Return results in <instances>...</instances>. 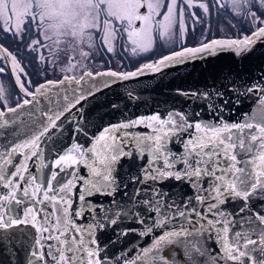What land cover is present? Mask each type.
I'll return each instance as SVG.
<instances>
[{
    "label": "snow or ice",
    "instance_id": "snow-or-ice-1",
    "mask_svg": "<svg viewBox=\"0 0 264 264\" xmlns=\"http://www.w3.org/2000/svg\"><path fill=\"white\" fill-rule=\"evenodd\" d=\"M194 6L210 12L207 3L194 0H0V31L18 48L42 65L55 69L63 60L62 72H81L33 88L17 54L0 45V74L10 68L23 94L9 106L0 82L5 253L17 257L19 247L23 264H264V72L252 82L236 77L239 84L178 89L186 102L165 112L99 125L85 119L82 102L118 80L159 73L217 50L241 56L264 43V0H214L218 14L223 9L238 18L227 17L235 38L205 36L198 47H181L130 72L87 70L95 54L115 53L118 44L140 56L174 43L177 30L183 44L185 12ZM192 18L199 21L194 12ZM98 77L115 79L90 83ZM252 95L256 109L240 111L241 97ZM29 105L23 120L21 110ZM68 123V142L49 146ZM124 220L142 227L114 229ZM21 225L34 229L24 233L27 241L14 231ZM110 230L115 238L104 239ZM129 233L147 242L112 251Z\"/></svg>",
    "mask_w": 264,
    "mask_h": 264
},
{
    "label": "water",
    "instance_id": "water-1",
    "mask_svg": "<svg viewBox=\"0 0 264 264\" xmlns=\"http://www.w3.org/2000/svg\"><path fill=\"white\" fill-rule=\"evenodd\" d=\"M201 55L203 58L189 60L182 65L165 68L159 73L148 72L133 79L118 80L110 87L96 92L94 97H89L88 101L82 102L84 104L86 121L95 125L101 123L107 124L109 122L115 123L122 117L126 119L128 115L137 117L140 115H150L156 111L165 112L173 107L180 108L182 103L186 101L183 96L177 94L178 89L184 92L193 90L203 91L205 86L212 84L219 86L221 83H227L232 80H235L239 84L241 81L236 80V77H241L243 80L252 82L261 72H264V43L258 42L250 52L242 54L241 56H237L234 51L230 50H217L215 55ZM8 72L10 73V68ZM225 77L228 80H225ZM114 79L111 77H98L96 81H90V83L95 84L98 81ZM63 87L75 88L77 86L75 84L70 86L65 84ZM84 87L87 88L88 86L85 85ZM55 91L57 89H53V92ZM59 91L62 98L65 93L63 89ZM129 93H132V97L129 96ZM256 99L255 95L249 98L242 96L240 111L251 113L256 109ZM113 103L118 105V109L111 107ZM31 110V105L22 109L21 111L25 115L21 118L28 120L26 114ZM72 113L77 118L80 116V113L76 112V109H73ZM68 115L70 118L72 117V114ZM71 128L72 124H65L64 129L68 131L62 130L56 133L59 139L50 141L49 146L55 145L59 147L60 144L68 142ZM91 130L95 131V128ZM140 131H146V129L141 128ZM53 132H55V129ZM45 155L48 157L46 163L50 162L51 157L47 152V148ZM141 227L137 223L124 220L122 223L114 226V229H140ZM14 231L17 236H22L25 241L28 240V237L24 235L25 232L34 233V229L30 225H21ZM102 235L104 239L115 238V231L110 230ZM146 242L147 238L142 239L135 233H129L127 236L121 237L115 245L110 247L112 251L119 252L121 249L130 250L134 245L142 247ZM16 251L18 256L13 257L5 253L3 246L0 245V264H23L24 251L19 247H17ZM177 264H179V261Z\"/></svg>",
    "mask_w": 264,
    "mask_h": 264
},
{
    "label": "rangeland",
    "instance_id": "rangeland-1",
    "mask_svg": "<svg viewBox=\"0 0 264 264\" xmlns=\"http://www.w3.org/2000/svg\"><path fill=\"white\" fill-rule=\"evenodd\" d=\"M194 2L207 3L209 5L210 12H209V14H205L201 8H200V11L197 9H188L185 12V24L187 27V35H186V38H185L183 44L201 41L202 37H205V36H203V33H206V37L212 36V34H210V31L214 26V23H213L214 20L217 23L215 25V27L220 26L222 28L219 21L221 20V22H223V29L224 30L226 29L224 32L225 34L231 36V35H233V32H235V33L237 32V29L235 30L228 23V20H227V17L231 16V13L230 12L226 13L225 10L220 9L219 14H218V10L216 8L212 7V5L214 4V0H194ZM185 8L187 9V7H185ZM191 12H194L196 14V16L199 17V21L193 20ZM231 18L233 21L238 20V18L235 16H231ZM204 24L208 25L206 27V30L204 28H202V26ZM193 25L195 27L194 29H192ZM238 27H240L241 29H244L245 31H247V29H248V25L245 24L243 21L238 22ZM236 35L234 37H236ZM0 37H1L0 43L2 45H4L5 47H7L13 53L17 54L18 59L22 63V66L24 67L25 71L28 73L29 79L34 78V77H37V78L38 77L39 78L51 77L52 73L54 74L58 71V67L55 66V69H54L53 66L50 67L51 66L50 63L47 65H42L41 63H39L35 54L27 53L26 51L23 50V48L22 49L18 48V45L16 46L18 41H15L11 35L5 34L2 31H0ZM183 44H181V40H180L179 33L177 30V35L175 37L174 43H170V44L164 46L165 47L164 50H166V52H164V53L171 52V50H173V49L177 50L176 48H179V46H182ZM160 46H162V45L157 44V46L154 48V50H158V48ZM45 55L47 56L50 54H48L45 51ZM114 55H115V53L99 52V53L95 54V59L116 58ZM62 62H64V61L62 60V61H59L58 63H62ZM95 62L98 63L97 61L93 60L92 62H90L88 64V66L93 65L94 68L101 66L100 63L95 64ZM3 85L6 89L7 99L11 98L13 95L15 97L17 96V93L15 92L14 88L11 86V84L9 82H4ZM32 85L35 87L34 83H32Z\"/></svg>",
    "mask_w": 264,
    "mask_h": 264
},
{
    "label": "flooded vegetation",
    "instance_id": "flooded-vegetation-1",
    "mask_svg": "<svg viewBox=\"0 0 264 264\" xmlns=\"http://www.w3.org/2000/svg\"><path fill=\"white\" fill-rule=\"evenodd\" d=\"M200 2H194V4H198ZM185 7H187V5H184ZM192 9H197L200 11V8L198 6H194ZM142 11H146V9H142ZM193 13V12H191ZM222 28L220 26L215 27V25L217 24L214 20V26L210 31V34H212V36L210 37H206L207 40H211V39H224V38H235L234 36L237 34V32H233V35L229 36L227 34H225V30L223 29V22H221V20L219 21ZM208 25L204 24L202 26V28H204L206 30V27ZM194 25L192 26V29H194ZM240 28V27H239ZM236 30V28H234ZM225 35V36H224ZM203 36H206V33H203ZM237 36V35H236ZM1 38V37H0ZM1 41V39H0ZM200 42H192V43H186L183 44L182 46H179V48H176L178 51L181 49V47H196L200 45ZM0 45H2L0 43ZM161 45V44H160ZM165 47L164 45L160 46L158 48V50H154L151 53L148 54H142L140 56H131L128 52H123L122 48L119 46H117L116 51H115V57L116 58H105V59H94V61H97L98 63L101 64L100 67H93V65L88 66L87 70H90L92 72H104V71H115L118 73L121 72H130V71H134L136 68L140 67L142 64L144 63H148V62H152L156 59H158L160 56L168 54L164 53L166 52V50H164ZM174 50V49H173ZM171 50V51H173ZM62 61V60H61ZM3 62H0V64H2ZM95 62V64H98ZM53 65L51 64L50 67H52ZM56 67H58V71L56 73H52L51 77H46V78H30L31 82L34 83L35 85L38 83H43L45 80H52V81H58L60 79L63 78L64 75H76L77 78H79L81 72L80 70H76L74 73H65L61 71V68L64 66V62L62 63H57L55 65ZM14 81V83H13ZM0 82H2L4 84V82H9L11 84V86L14 88L15 92L17 93V96L19 95L20 97L23 96L22 93H20L19 88L16 86L15 84V80L14 77L11 75V69H10V73H4V74H0ZM15 84V85H14ZM34 88V86H33ZM17 96L15 97L14 95L11 98H8V105L14 107L16 105L17 101ZM3 108V105L0 104V109Z\"/></svg>",
    "mask_w": 264,
    "mask_h": 264
},
{
    "label": "trees",
    "instance_id": "trees-1",
    "mask_svg": "<svg viewBox=\"0 0 264 264\" xmlns=\"http://www.w3.org/2000/svg\"><path fill=\"white\" fill-rule=\"evenodd\" d=\"M18 45V43L16 44V46ZM22 49V48H21Z\"/></svg>",
    "mask_w": 264,
    "mask_h": 264
}]
</instances>
